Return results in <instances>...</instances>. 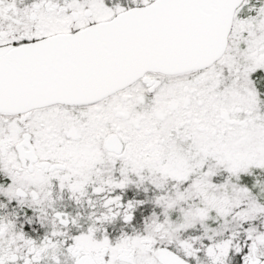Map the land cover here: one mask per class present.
Masks as SVG:
<instances>
[{
	"label": "flooded vegetation",
	"instance_id": "af4514ba",
	"mask_svg": "<svg viewBox=\"0 0 264 264\" xmlns=\"http://www.w3.org/2000/svg\"><path fill=\"white\" fill-rule=\"evenodd\" d=\"M90 1L0 0V49L75 32L96 22ZM246 1L239 5H245L242 15L239 7L235 11L225 50L232 49V58L221 72L236 67L239 53L247 47L252 20L262 7L257 0L253 6ZM259 70L251 73L254 83L264 80V71ZM158 74L148 73L149 84L138 80L147 93L161 85ZM139 95L143 93L138 91L135 98ZM94 102L57 103L27 113L0 110V264H260L264 260V239H237L226 253L217 254L154 226L149 200H143L147 195L143 175L132 173L134 162L125 158L137 153L128 151L120 134L107 129L110 116L105 105L91 111L82 106ZM47 107L53 109L36 111ZM166 114L168 110L163 117ZM111 133L123 141L119 153L105 146ZM126 181L133 186L121 184Z\"/></svg>",
	"mask_w": 264,
	"mask_h": 264
},
{
	"label": "rangeland",
	"instance_id": "374dc122",
	"mask_svg": "<svg viewBox=\"0 0 264 264\" xmlns=\"http://www.w3.org/2000/svg\"><path fill=\"white\" fill-rule=\"evenodd\" d=\"M150 1L91 0L90 5L95 20L100 21ZM255 2L246 1L250 6ZM257 3L262 7L258 6L248 30L250 45L247 41L233 71L221 72L223 65L231 62L230 48L206 68L158 74L162 83L152 93L137 81L82 105L89 111L105 105L110 116L107 129L120 134L128 151L137 153L125 158L134 162L132 173L143 175L142 190L147 194L143 200H149L152 224L171 237L205 245L211 253H226L237 239H264V80L254 83L251 79V73L264 71V0ZM225 7L226 0H198L193 7L186 0H172L163 10L167 16H187L217 30ZM245 10V5L239 7L238 13ZM137 19L132 17L128 25L134 26ZM168 29L179 30V25L170 24ZM253 30L259 33L253 34ZM6 62L19 69L26 59ZM17 74L19 77L20 72ZM6 78L15 92L16 87L21 91L18 81L23 78H16V73ZM138 91L143 96L136 99ZM166 110L169 114L163 117ZM121 112L126 117L122 118ZM250 180L252 185H246ZM121 184L133 186L129 181Z\"/></svg>",
	"mask_w": 264,
	"mask_h": 264
},
{
	"label": "water",
	"instance_id": "95a60500",
	"mask_svg": "<svg viewBox=\"0 0 264 264\" xmlns=\"http://www.w3.org/2000/svg\"><path fill=\"white\" fill-rule=\"evenodd\" d=\"M170 1L152 0L75 32L0 49V110L27 113L57 103H91L140 79L149 84V72L174 75L215 63L227 48L235 11L244 0H226L217 30L187 16H167L163 7ZM197 1L186 3L193 7ZM132 17H138L134 26L128 25ZM170 24L179 25V30L168 29ZM23 58L21 71L6 62ZM5 72L6 77L16 73V78H23L18 81L21 91L10 87ZM123 145L116 133L105 140V146L118 153Z\"/></svg>",
	"mask_w": 264,
	"mask_h": 264
},
{
	"label": "trees",
	"instance_id": "16d2710c",
	"mask_svg": "<svg viewBox=\"0 0 264 264\" xmlns=\"http://www.w3.org/2000/svg\"><path fill=\"white\" fill-rule=\"evenodd\" d=\"M214 64V63H213ZM257 87H259V86H257ZM260 88V87H259ZM260 89H263V87L262 88H260ZM251 182H254L253 180H250V181H247V183H246V185H252V183ZM255 183H257V181L255 182Z\"/></svg>",
	"mask_w": 264,
	"mask_h": 264
}]
</instances>
